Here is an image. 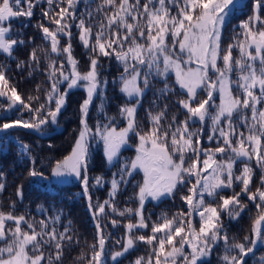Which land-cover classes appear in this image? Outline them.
I'll list each match as a JSON object with an SVG mask.
<instances>
[{
    "label": "snow or ice",
    "instance_id": "6c2138e0",
    "mask_svg": "<svg viewBox=\"0 0 264 264\" xmlns=\"http://www.w3.org/2000/svg\"><path fill=\"white\" fill-rule=\"evenodd\" d=\"M80 2L0 0V56L16 61V49L34 43L15 32L12 21L31 18L37 7L47 21V26L40 23L39 28L50 46L41 48L40 55L33 47L27 60L16 62L17 69L27 68L30 75L46 62L49 87L43 101L39 94L23 99L7 75L12 71L10 64L0 63V98L7 104H0V111L21 113L15 120L0 116V133L15 127L43 132L44 126L57 123L70 90H86L81 129L73 148L50 165L52 178L74 177L81 182L89 208L94 210L95 241L71 264H122L121 258H127L141 242L147 255L130 264H210L206 258L221 245V264H247L246 257L255 255L258 245L264 246V0H253L251 15L240 22L238 32L234 29L233 42L227 47L222 46L223 30L240 0H85L84 10L78 11ZM73 28L90 53L84 72L72 52ZM61 39L67 43L61 45ZM234 49H238V57L233 56ZM101 57L114 60L122 69L112 83L126 97L119 108L123 127L117 117L106 113L105 121H98L95 127L88 124L94 97L100 96V111H104L103 92L108 81L102 77ZM154 81L163 84L153 93L152 106L159 110L153 113L151 106L147 110L150 127L145 130L137 113ZM177 86L187 97L176 101L184 110V120L176 115L169 119L168 104L161 107L162 101L176 94ZM40 91L37 86V93ZM24 110L28 119L23 118ZM196 123L201 127L193 130L190 126ZM131 135L138 140L135 156L120 162L112 174L109 198L92 204L90 188L94 185L90 180L101 186L104 181L88 175L91 143L102 142L107 163L115 167ZM205 135L207 147L201 139ZM16 143L19 154L27 156L32 165L28 175L45 178L43 168L31 155V145L20 140ZM257 169L259 186L253 191ZM140 172L142 182L134 185L138 207L121 209L116 200L121 187ZM4 189L5 184L0 183V192ZM181 189L187 190L180 197L185 209L171 216L162 212L156 220L145 216L147 200L174 198ZM225 190H231L232 195H221ZM16 196L23 201L22 185L17 186ZM244 197L257 215L250 234L239 241L230 240L222 215L238 219L247 208ZM15 207V201L7 212L0 206V264H64L66 250L80 246L71 221L63 224L62 230L57 227L61 214L36 220L15 214ZM116 217L128 222L122 224ZM104 219H110L113 228L122 226L124 236L114 239L106 232ZM259 264H264V256Z\"/></svg>",
    "mask_w": 264,
    "mask_h": 264
},
{
    "label": "trees",
    "instance_id": "16d2710c",
    "mask_svg": "<svg viewBox=\"0 0 264 264\" xmlns=\"http://www.w3.org/2000/svg\"><path fill=\"white\" fill-rule=\"evenodd\" d=\"M98 2V0H97ZM85 5V0H81L78 5V11H83ZM46 6V5H45ZM26 7V5H24ZM95 7V4L92 5ZM253 0H240L238 9L235 14L229 19L223 30L222 41L223 47H227L229 43L233 42L234 29L239 31L238 25L241 21L246 20L252 13ZM44 23L47 26V21L42 17L40 8L34 9V15L31 18L19 17L12 21V25L15 32L22 34V38L28 41L30 38L34 43L27 44L26 46L18 47L14 53L16 61H8L4 56H0V63H9L12 71L7 75L11 76V84H14L17 88L18 94L21 95L23 99L28 96H35L39 94L41 100L44 99V90L49 87V82L47 80V75L44 71L46 67V62H42L38 70L32 71L29 74V69L21 71L16 68V62L20 60H27L29 52L33 47L37 49V54L40 55V49H48L49 43L42 38V31L39 28V24ZM73 38H72V52L75 58L79 61V68L81 72L87 71L89 65L90 53L85 49L79 39L77 29L73 28ZM67 43L66 39H61V45ZM233 56L238 57V49L233 50ZM101 63L104 65L102 70V77L106 78L108 84L103 92V120L99 115L100 105L102 100L100 96L94 97L92 104L89 106V117L93 119L91 123L96 125L98 121H105V113L109 117H117L119 125L122 120L119 118V108L121 105L126 103V97L120 93L119 86L112 83L113 80L118 79L122 69L114 61L108 58L101 57ZM170 83H174L170 81ZM37 86L40 87L41 91L37 93ZM65 86L61 87L64 90ZM163 87V84L159 81H154V87L151 91L147 93L144 97L143 106L138 109L137 121L141 127L145 130L150 127L149 121L147 119V110L152 107L153 113L159 109L152 106V101L154 100L153 93ZM74 89L66 96V103L61 109V112L57 116V123L49 124L44 126L43 132H36L28 129V132L23 134L22 127H15L11 130H6L0 133V173H3V177H0V183L5 184V189L0 192V206H2L5 212L9 211V205L11 202H16L15 214H26L36 220L50 217L56 214H61V224L57 227L62 230V225L67 224L71 221V226L73 232L79 237L80 246L73 247L70 250H66L64 257V264H71L73 258H75L82 250L88 251V245H91L95 241L96 228L95 221L93 219V209L89 208L88 197L83 196L82 186L69 179H55L51 177L50 165L54 164V155L57 152H61V158L66 156L71 152L72 147V124L71 120L78 117L81 119V105L86 95L83 93L78 98V103L72 104V99L76 98L74 96ZM72 94V95H71ZM70 102L68 101L69 96ZM186 96L180 94L178 86L176 87V94L169 95L167 100L161 102V107L164 103L168 104V117L171 119L173 115H176L179 120L186 119L184 115V110L176 103L179 99H186ZM201 99L204 98L201 94ZM0 104L7 107L5 103V98H0ZM54 108V103L52 104ZM95 114V115H94ZM7 116L12 120L17 119L21 113L13 112H3L0 111V116ZM23 118L28 119V113L26 110L23 111ZM90 118V120H92ZM97 121V122H96ZM123 125V124H122ZM120 125V126H122ZM193 130L200 128L201 125L196 123L190 126ZM131 140L127 145L136 146L137 138L131 135ZM202 144L207 147L208 141L207 137L202 136ZM16 140L23 141L26 144L31 145V155L36 157L37 166L43 168L45 172V178L30 177L28 175V169L31 167L30 160L27 156L19 154L18 145ZM98 143V142H97ZM214 146V145H213ZM100 149H90L89 156V176L92 177H102L103 185H95L94 180H90L94 186L90 188V195L92 198V204H96L98 201L103 202L109 198V185L111 180V175L117 171L118 166H112L107 163L105 157L100 154ZM133 156V152L130 147L124 146L120 153V158L122 161L130 160ZM120 163V162H117ZM96 166L95 170L90 167ZM242 164H238V167H242ZM253 166L254 162H253ZM115 171V172H114ZM259 175L260 170H256V175L254 177V182L251 185L254 191L256 187L259 186ZM141 182V177L139 174L135 175V179L126 186H122L120 193L117 195L116 200L118 206L123 209L125 207L137 208L138 201L136 200V193L138 188L134 185ZM23 186V201L21 202L16 196L17 186ZM235 191L239 192L240 188L235 187ZM187 190L181 189L176 193L175 197L162 198L158 201L147 200L145 203V216L151 215L152 220H156L162 212L167 213L169 216L176 213L180 209H185L186 206L181 201V195H186ZM221 195L230 196L232 195L231 190H225ZM217 203L219 202V197L216 198ZM247 208L241 214V216L236 219H230L226 214L222 215V221L225 229L228 233L230 240L235 238L237 241L242 240L245 235L250 234L252 222L257 215V210L254 205H252L246 197L242 201ZM38 208H42L43 211H39ZM108 211V209H106ZM121 219L122 224L128 222L127 219ZM198 220V217H197ZM102 224H107L106 232L113 234V238H120L124 236V228L121 226L119 228H113L110 223V219H104L101 221ZM116 250H119V246H116ZM147 247L143 242L137 245L135 251H132L127 258H121L122 264H130V261L136 259V257L141 255H147ZM255 255H249L246 257L247 264H259L260 258L264 256V246L258 245L254 250ZM223 255V245L218 247L212 254L210 258V264H221L220 256ZM111 264V262H110Z\"/></svg>",
    "mask_w": 264,
    "mask_h": 264
},
{
    "label": "rangeland",
    "instance_id": "374dc122",
    "mask_svg": "<svg viewBox=\"0 0 264 264\" xmlns=\"http://www.w3.org/2000/svg\"><path fill=\"white\" fill-rule=\"evenodd\" d=\"M74 89V96H76V98H73L72 99V104H75V107L74 108H76V105H77V103H78V98H77V96L79 97L82 93L84 94V95H86V90L85 89H83V88H73ZM72 89V90H73ZM70 92V91H69ZM68 92V93H69ZM72 95V94H71ZM71 95L69 96V99H68V101L70 102V97H71ZM219 101L217 100V103H218ZM81 107V106H80ZM90 111V110H89ZM95 115V114H94ZM99 115L102 117V120H103V116H104V114H103V112H101V111H99ZM88 116H89V112H88ZM90 118L91 117H87V120H88V124L91 126V127H95V125L93 124V123H91L92 121H93V119L92 120H90ZM80 121H81V119H78V117H76L75 119H72L71 120V124H72V131H73V134L71 135V137H72V141H73V143H72V147H73V145H74V143H75V140L77 139V137H78V135H79V131H80V129H81V123H80ZM97 122V121H96ZM123 124V125H122ZM120 125H122V126H120ZM119 126L120 127H123V126H125V123L122 121V123L120 124ZM22 132H23V134L25 133V132H28V129H22ZM130 140H131V137H130V139H129V141H128V143L130 142ZM98 142V143H97ZM136 145L138 144V140L136 141V143H135ZM125 146H127V147H130L131 148V150H132V152H133V156L130 158V159H132L134 156H135V148H136V146L135 147H133V146H130V145H125ZM97 148H99L100 149V154H102V157L104 156L105 157V155H104V149H103V144H102V142H100L98 139L97 140H95V141H93L92 143H91V145H90V149H97ZM123 149V147L121 148V150ZM72 150V149H71ZM68 155V154H67ZM63 158V157H62ZM61 158V152H57V154H56V156L54 155V162H56L57 160H60V159H62ZM105 159H106V157H105ZM118 162H122V160H121V158L119 157V161ZM119 165V163H117V165L116 166H118ZM96 166L94 165L93 167H90L92 170H95L96 168H95ZM88 170H89V161H88ZM115 172V171H114ZM88 175H89V172H88ZM139 175H140V177H141V182H142V179H143V173L142 172H140L139 173ZM90 177V176H89ZM111 177H112V175H111ZM91 178V177H90ZM64 179H69V180H71V181H74V182H77V183H79L81 186H82V184H81V182L78 180V179H76V178H74V177H68V178H64ZM112 179V178H111ZM111 181V180H110ZM140 182V183H141ZM110 189H111V184L109 185V191H110ZM108 195H109V193H108ZM84 196V195H83Z\"/></svg>",
    "mask_w": 264,
    "mask_h": 264
}]
</instances>
